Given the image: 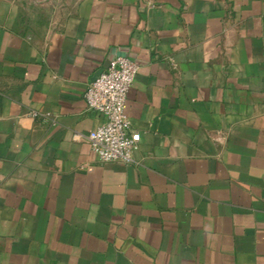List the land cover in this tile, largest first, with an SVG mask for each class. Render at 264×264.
I'll use <instances>...</instances> for the list:
<instances>
[{"label": "crops", "instance_id": "obj_1", "mask_svg": "<svg viewBox=\"0 0 264 264\" xmlns=\"http://www.w3.org/2000/svg\"><path fill=\"white\" fill-rule=\"evenodd\" d=\"M114 55L131 164L88 142ZM0 264H264V0H0Z\"/></svg>", "mask_w": 264, "mask_h": 264}, {"label": "built area", "instance_id": "obj_2", "mask_svg": "<svg viewBox=\"0 0 264 264\" xmlns=\"http://www.w3.org/2000/svg\"><path fill=\"white\" fill-rule=\"evenodd\" d=\"M137 72L135 62L126 56L114 55L107 68L85 89L87 109L103 117V123L88 137L91 150L100 162L133 163L140 135L131 128L125 104Z\"/></svg>", "mask_w": 264, "mask_h": 264}]
</instances>
